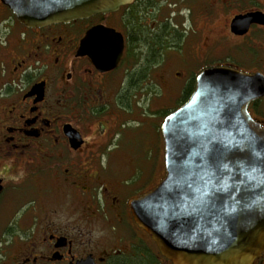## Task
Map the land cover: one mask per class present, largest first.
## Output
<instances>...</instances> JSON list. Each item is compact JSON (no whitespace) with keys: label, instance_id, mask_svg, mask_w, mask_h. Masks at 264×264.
<instances>
[{"label":"flooded vegetation","instance_id":"flooded-vegetation-1","mask_svg":"<svg viewBox=\"0 0 264 264\" xmlns=\"http://www.w3.org/2000/svg\"><path fill=\"white\" fill-rule=\"evenodd\" d=\"M175 1L136 0L95 25L27 28L0 0V264H172L129 206L153 189L155 138L141 156L123 143L149 123L145 106L156 113L157 92L170 89L162 51L186 39L162 19ZM182 2L197 37L194 62L225 53L217 66L264 77V0ZM96 25L124 38L111 71L80 52ZM248 112L264 126V97ZM253 264H264V252Z\"/></svg>","mask_w":264,"mask_h":264},{"label":"water","instance_id":"water-1","mask_svg":"<svg viewBox=\"0 0 264 264\" xmlns=\"http://www.w3.org/2000/svg\"><path fill=\"white\" fill-rule=\"evenodd\" d=\"M135 1L2 0L27 28L109 15ZM124 46L121 33L96 25L80 52L111 71L121 63ZM262 97V75L211 67L197 76L190 98L165 118L166 176L129 206L172 264H253L263 254L264 126L248 112Z\"/></svg>","mask_w":264,"mask_h":264},{"label":"rangeland","instance_id":"rangeland-1","mask_svg":"<svg viewBox=\"0 0 264 264\" xmlns=\"http://www.w3.org/2000/svg\"><path fill=\"white\" fill-rule=\"evenodd\" d=\"M175 6L171 4V12L167 16H163L162 19L168 18L169 23L173 28H176L183 36H186L185 41L183 40L179 43L177 49L164 50L162 55H164L165 62L163 64V69L159 68V74L168 73L169 76V90L162 91L159 90L154 97L153 104L156 105V113L150 114L148 112V106H145L144 116L147 117L149 121L148 124L140 131V134L128 136L126 142L123 143L124 153L135 152L140 155L147 152L149 149L146 146L148 139L151 140L155 138L158 159L160 164V169L158 175L153 180V189L160 184V182L165 177V167H164V143L162 140V134L158 135V130H160L166 115L170 112L178 109L184 102V92L188 88L189 80H192L200 74L203 70L211 67L217 66L219 62L225 57V53L220 55L216 54L215 58H211L206 62H194L196 61L193 56H190V45L196 40V33L192 30V25L187 21V17L183 10L182 0H176ZM115 24H118V20L113 18ZM101 21V17H94L86 20L85 24L95 25ZM191 25V26H190ZM176 26V27H175ZM192 54V53H191ZM164 70V71H163ZM148 108V109H147Z\"/></svg>","mask_w":264,"mask_h":264},{"label":"trees","instance_id":"trees-1","mask_svg":"<svg viewBox=\"0 0 264 264\" xmlns=\"http://www.w3.org/2000/svg\"><path fill=\"white\" fill-rule=\"evenodd\" d=\"M140 16H141V11H140V10L137 11V12H135V14H134V16H133V18H132V20H131L132 27H135L136 25H138V20H139ZM137 18H138V19H137ZM102 19H103V18L101 17V20H102ZM179 37H180L179 32L176 30V40H177V41H178ZM161 50H162V48H159V51H161ZM195 80H196V79L194 78V79H193V82H192V85H191V88H189V89L186 91V95H185V97H184L185 101L190 97V95L193 93V91H194V89H195V84H196V81H195Z\"/></svg>","mask_w":264,"mask_h":264}]
</instances>
